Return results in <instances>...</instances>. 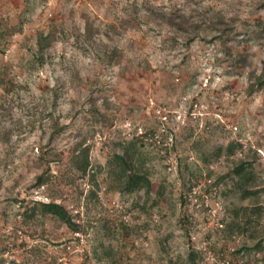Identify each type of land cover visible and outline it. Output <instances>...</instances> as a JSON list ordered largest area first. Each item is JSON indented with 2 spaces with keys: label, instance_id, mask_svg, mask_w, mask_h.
Instances as JSON below:
<instances>
[{
  "label": "rangeland",
  "instance_id": "rangeland-1",
  "mask_svg": "<svg viewBox=\"0 0 264 264\" xmlns=\"http://www.w3.org/2000/svg\"><path fill=\"white\" fill-rule=\"evenodd\" d=\"M258 2L0 0V31L15 26L21 16L28 20L22 32L0 44V68L22 88L12 97L0 89V100L9 103L16 120L25 118L26 110L36 105L39 109L49 106L55 93L56 112L61 124L68 127L57 141L63 162L52 166L56 180L41 191L26 188L36 174L31 162L39 146L45 144L47 134L43 136L37 127L32 133L14 138L12 147L0 141V259L6 264H63L60 258L68 264H107L110 258L104 254L109 251L111 258L122 264H192L189 253L193 249L200 254L193 264H222L224 260L264 264V244L263 250H255L264 236V211L259 217H251L253 223L247 231L239 233L233 227L235 222L242 224L252 209L263 206L264 210V194L241 200L231 178L216 184L240 158L237 153L228 158L220 150L231 140L246 143L243 158L251 159L254 148L264 150V88L252 95L247 91L248 73H259L264 46L253 40L229 44L234 54L245 52L252 64L250 70L238 75L230 71L222 47L209 43L204 34L189 49L181 44L171 49L169 30L154 25L119 34L110 32L114 42L103 36L102 40L118 49L112 66L78 49L76 43L77 34L85 26L84 15L103 32L125 19L132 4L166 9L175 6L187 15L198 8L219 12L222 19L236 18L238 40H242L248 27L264 22V9H257ZM51 21L62 26L64 35H57L44 65L31 70L28 63L35 50L36 33L47 30ZM145 61L150 71L141 70ZM90 98L100 111L106 110L113 117L112 125L98 123L89 113ZM193 104L202 107L201 117L187 118L184 125L171 123L175 170L167 172L159 152L150 146L142 151L152 181L149 199L145 202L141 192L122 195L115 185L110 187L106 165L118 141L125 142L123 125L130 122L148 133L156 124L153 108L188 111ZM80 140L91 146L90 159L98 173V189L85 181L81 196L78 184L72 183L73 171L66 164L70 149ZM251 172L258 190L264 188V159L258 157ZM209 179L217 188L215 199L209 198ZM90 189L97 198L85 200ZM195 190L200 192L196 202L190 200ZM203 193L207 199L202 198ZM51 198L79 214L86 226L83 244H77L72 233L50 217L28 220L17 215L19 204L13 201L45 202ZM242 248L246 251L236 254Z\"/></svg>",
  "mask_w": 264,
  "mask_h": 264
},
{
  "label": "trees",
  "instance_id": "trees-1",
  "mask_svg": "<svg viewBox=\"0 0 264 264\" xmlns=\"http://www.w3.org/2000/svg\"><path fill=\"white\" fill-rule=\"evenodd\" d=\"M257 9H264V0H259L256 4ZM85 26L83 32L76 36L77 48L85 53H92L96 59L107 66H112L118 58V49L116 46H111L102 40V36L108 39L111 43L113 38L109 35L110 32L117 34L126 32L130 29L140 30L142 26L154 25L158 29H168L169 38L168 44L171 49L177 45H182L185 49H189L190 45L201 34L209 37V43H218L229 61V69L233 74L241 75L242 71L250 70L252 64L249 56L245 52L233 53L231 46L232 42L248 43L255 41L258 45L264 46V22L257 21L252 28L248 27L242 40L236 32V18L222 19L219 12H211L209 9L198 8L193 10L192 14L187 15L179 8L173 6L169 9L164 7L151 6L143 4L138 6L132 4L130 12L125 19L119 21L118 25H112L107 30L101 32L94 24V21L89 16H83ZM25 16H21L17 24L13 27H5L0 31V44L6 43V38L12 37L17 33L22 32L24 25L27 23ZM152 30V29H150ZM64 35V29L61 25L51 21L47 30L39 31L35 36V50L32 51V57L28 63L31 70H36L42 67L49 59L48 51L57 40V35ZM142 71H150V65L145 61L141 63ZM249 84L247 86L248 95H252L264 88V60L261 62L259 73L250 70L248 73ZM0 89L7 95L11 96L19 89H22L15 78L9 77L2 72L0 68ZM50 105L39 109V106H34L26 110L25 118L14 120L11 116V109L8 102L0 100V141L4 144L13 146V139L21 135L32 133L37 127L42 131L43 136L47 134L45 144L39 146V152L32 160V169L36 172L33 182L27 186V190L41 191L47 188L54 180L55 174L52 172V166L63 162V155L57 147L58 138L68 129L67 126L61 124L60 115L57 114L58 96L53 93ZM109 105L105 102V109ZM89 113L95 117L98 123H103L110 126L113 123V117L108 116L107 112L100 111L96 106V101L89 99ZM151 132V131H150ZM148 132V133H150ZM146 147L139 139L128 141H118L117 150H114L110 156L105 174L110 184L116 186V191L122 195L134 194L141 192L145 198V202L149 199L152 192V181L149 170L146 168L142 151ZM225 155L230 158L236 153L243 151V146L238 140H231L223 149ZM91 146L86 144V140L76 142L69 151V156L66 164L73 171L72 183L78 184L80 190L79 196L83 194V184L85 181L93 184L96 189L97 172L90 159ZM172 152H175V145L172 147ZM175 154V153H174ZM256 152H253L251 159L240 156L239 160L232 167L229 174L220 177L216 184L223 179L231 178L233 187L240 192V199L245 200L250 197L258 198L264 194V188L258 190L251 169L258 159ZM161 159H163L161 157ZM215 184V185H216ZM190 189V188H189ZM97 198L94 190H89L85 196V200ZM19 204L17 215L23 216L25 219L32 220L37 217H50L59 222L71 233L81 232L86 233V226L80 220L78 213H73L63 204L56 202L53 198L47 201L34 200L28 203L26 200H13ZM182 198V203H183ZM258 203V202H256ZM143 209V208H141ZM263 206H259L251 210V215L247 216L243 223L235 222L233 227L238 232L247 231V228L253 223V216H260L263 212ZM256 213V215H255ZM238 217L237 215L235 216ZM242 225V226H240ZM28 235L33 237L32 231ZM264 236L261 241L255 245L256 251L263 250ZM246 251L242 248L236 251L240 254ZM4 253V250H2ZM197 252L190 250L189 259L194 263ZM105 258H110L107 264H122L119 260L111 258V253L105 251ZM264 259V252H263ZM0 264H6L4 259H0ZM9 264H22L15 261H10Z\"/></svg>",
  "mask_w": 264,
  "mask_h": 264
},
{
  "label": "built area",
  "instance_id": "built-area-1",
  "mask_svg": "<svg viewBox=\"0 0 264 264\" xmlns=\"http://www.w3.org/2000/svg\"><path fill=\"white\" fill-rule=\"evenodd\" d=\"M202 107H199L197 104H193L191 108H189L188 111L185 110H178V111H170L167 110L165 107H155L152 109V118L154 120L155 128L152 129L150 133H147L146 131L142 130L141 127H134L130 122H127L123 125L124 131L122 132L123 140L128 141L132 139H139L140 142L144 144L145 147L150 146L152 149H155L159 152L160 156L163 158L165 162V167L167 172H172L175 170L176 167V161L174 160V157L172 155V147L174 145L175 135H174V128H172L171 123L173 126H179L184 125L187 118L196 120L197 118L202 116V113L200 111ZM228 129L234 130L235 128L228 127ZM239 141V140H238ZM242 146L243 150L246 149V143L239 141ZM254 152L257 153L259 157L264 159V150L259 148H254ZM239 156L242 155V153L238 154ZM210 196L209 198L215 199L216 190L217 188L213 185H211V180L209 179L207 181ZM206 187V186H205ZM200 192H197L196 190L192 192V197H190V200H194L196 202L195 198L197 195H199ZM202 198L207 199V194L203 193ZM198 207V206H196ZM206 208H209L208 204H205ZM219 227H222L221 223H217ZM73 240L77 244H83L85 242V235L81 232H75L72 233ZM69 249V247H67ZM231 252H234V250L230 249ZM59 262H63V264H68L67 261L63 258L59 259ZM222 264H246L243 260H237V261H230V260H224Z\"/></svg>",
  "mask_w": 264,
  "mask_h": 264
}]
</instances>
